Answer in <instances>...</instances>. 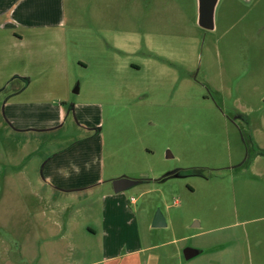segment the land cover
I'll list each match as a JSON object with an SVG mask.
<instances>
[{
    "label": "rangeland",
    "instance_id": "obj_1",
    "mask_svg": "<svg viewBox=\"0 0 264 264\" xmlns=\"http://www.w3.org/2000/svg\"><path fill=\"white\" fill-rule=\"evenodd\" d=\"M198 17L0 0V264H264V0H219L213 31Z\"/></svg>",
    "mask_w": 264,
    "mask_h": 264
},
{
    "label": "water",
    "instance_id": "obj_2",
    "mask_svg": "<svg viewBox=\"0 0 264 264\" xmlns=\"http://www.w3.org/2000/svg\"><path fill=\"white\" fill-rule=\"evenodd\" d=\"M198 2V14L199 17L197 19L198 24L206 30H214L216 27V10L219 3V0H197ZM76 92H78V89H75ZM140 179H132L129 177H120L117 179H113V187L114 192L118 193L123 190H126L133 187L134 185L140 183ZM167 226L166 218L162 214L160 210H157L154 221H153V227H161V226ZM202 251L199 248H194L191 246H188L184 249L183 254L184 257L187 260L192 259L193 257L201 254Z\"/></svg>",
    "mask_w": 264,
    "mask_h": 264
},
{
    "label": "crops",
    "instance_id": "obj_3",
    "mask_svg": "<svg viewBox=\"0 0 264 264\" xmlns=\"http://www.w3.org/2000/svg\"><path fill=\"white\" fill-rule=\"evenodd\" d=\"M37 17H40V16H37ZM41 18V17H40ZM10 35H13L14 37V39H18V40H24V35L22 34V33H19V32H17V31H14L13 30V32H11V33H9ZM27 36H28V34H27ZM80 60V62H82L83 63V65L84 66H87V62H85L86 60H83L82 58L81 59H79ZM20 75L21 76H23L24 78H25V81L26 82H32V77H30V76H28V74H21L20 73ZM30 77V78H29ZM56 79H60V78H56ZM27 83V84H28ZM56 84H58V83H56ZM55 84V85H56ZM54 86V85H53ZM50 130V127L49 128H47V130L46 129H43V131H49ZM41 131H42V129H41ZM127 176H132V177H136V174L135 173H130L129 175L128 174H126ZM54 180V183L56 184H54V186H52V187H54L53 189H55V190H62V192H72L73 190H77V189H79V188H87V187H90V186H92V184H93V186H94V188L95 187H97V188H99V189H102L101 187L102 186H105V185H102V183L101 182H96V181H94V182H92V184L90 185V184H87V185H81L80 183H78V182H68V183H73V184H75L76 186H73V187H67V186H65L62 182H57V181H55V179H53ZM58 185V186H57ZM114 188V187H113ZM102 196H103V192H102ZM101 196V197H102ZM136 200V199H135ZM133 202V201H132ZM136 202V201H135ZM135 202H133V203H135ZM106 207H107V199H106V205H105V207L103 208V209H101L100 210V219H101V229H102V232L105 234V231H106V229H108V221H107V216H108V212L106 211ZM43 213H44V215H45V212L43 211ZM55 225H58V223L56 222V223H54ZM88 230L89 231H92V232H94V233H96V235L98 234V231L96 230V227H94L93 225H89L88 227ZM42 246V245H41ZM103 251H104V254H106L107 253V256H108V253L111 251V249H110V244H108L106 241L104 242V246H103ZM110 257L111 258H115L116 256L114 255V254H111L110 255ZM105 260V259H104Z\"/></svg>",
    "mask_w": 264,
    "mask_h": 264
},
{
    "label": "flooded vegetation",
    "instance_id": "obj_4",
    "mask_svg": "<svg viewBox=\"0 0 264 264\" xmlns=\"http://www.w3.org/2000/svg\"><path fill=\"white\" fill-rule=\"evenodd\" d=\"M141 2H144V1H141ZM202 27V26H201ZM204 28V27H203ZM206 29V28H204ZM206 31H213V30H206ZM135 65V64H134ZM140 67L138 66L137 69H139Z\"/></svg>",
    "mask_w": 264,
    "mask_h": 264
},
{
    "label": "built area",
    "instance_id": "obj_5",
    "mask_svg": "<svg viewBox=\"0 0 264 264\" xmlns=\"http://www.w3.org/2000/svg\"><path fill=\"white\" fill-rule=\"evenodd\" d=\"M132 201L135 202L136 200L133 198Z\"/></svg>",
    "mask_w": 264,
    "mask_h": 264
}]
</instances>
